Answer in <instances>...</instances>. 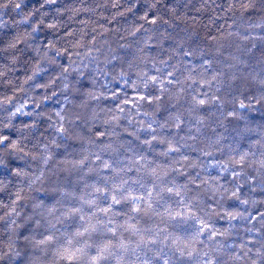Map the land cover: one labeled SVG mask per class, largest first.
Returning <instances> with one entry per match:
<instances>
[{"label":"clouds","instance_id":"clouds-1","mask_svg":"<svg viewBox=\"0 0 264 264\" xmlns=\"http://www.w3.org/2000/svg\"><path fill=\"white\" fill-rule=\"evenodd\" d=\"M0 264H264V0H0Z\"/></svg>","mask_w":264,"mask_h":264}]
</instances>
